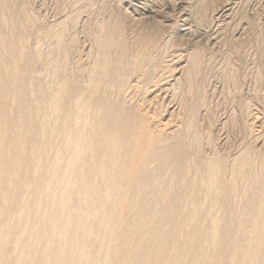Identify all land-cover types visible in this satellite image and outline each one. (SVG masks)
<instances>
[{
    "label": "rangeland",
    "instance_id": "obj_1",
    "mask_svg": "<svg viewBox=\"0 0 264 264\" xmlns=\"http://www.w3.org/2000/svg\"><path fill=\"white\" fill-rule=\"evenodd\" d=\"M192 53L200 62L183 71ZM96 64L101 82H86ZM188 74L190 88L172 87ZM60 87L59 112L43 117ZM0 90V147L14 145L4 166L22 162L1 186L37 187L0 215L14 226L1 237L12 264H264V0H0ZM87 110L107 114L89 118L82 142ZM101 121L118 127L96 137ZM53 127L101 151L54 172L56 152L71 149ZM19 135L34 144L15 146ZM113 147L117 165L103 154ZM93 161L112 177L105 204L85 201Z\"/></svg>",
    "mask_w": 264,
    "mask_h": 264
},
{
    "label": "bare ground",
    "instance_id": "obj_2",
    "mask_svg": "<svg viewBox=\"0 0 264 264\" xmlns=\"http://www.w3.org/2000/svg\"><path fill=\"white\" fill-rule=\"evenodd\" d=\"M228 9H226L224 12H227ZM140 19V18H139ZM140 22V21H139ZM192 57V61H191V64H190V60H188V63H187V66H185L183 68V71L186 69L187 67V70H189V67L190 66H194V65H197L198 62H200V56L197 54V53H192L191 56ZM53 68H56V64L54 63L52 65ZM97 67L100 68V66H98V64H96V66L91 69L89 72H87V76H90V79H87L86 82H96V83H99L101 82V74H98V72H96V69ZM105 67V66H104ZM189 78H184V77H177L175 79V81L172 83V87L175 88L176 90H180V89H188L190 88L191 86V74H188ZM151 78V77H150ZM149 83V82H148ZM32 84V80L30 81V85ZM187 86H186V85ZM11 85V86H10ZM9 91L10 90H13L14 89V84L11 82V84L9 83ZM95 87V90L97 89V86H94ZM116 88V86H115ZM60 89L61 87L59 88V90L57 91L56 94H54L53 96V104L50 105L51 108H49L47 115H43V117H46L48 115H53V114H56L59 112V108H58V105H59V96H60ZM190 90V89H189ZM1 91V90H0ZM62 100V99H61ZM101 113L98 111V110H95L94 112H92L91 110H87V112L85 114L82 115V142L85 138H90V136L92 135V127H93V120L89 121V118L91 119L92 117H95V116H98L100 115ZM107 114V113H103V115L101 114L100 116H102V118L104 117V115ZM3 115V114H2ZM141 118L143 119V116L140 115ZM5 117V115H4ZM3 117V118H4ZM106 119V118H105ZM4 120V119H3ZM2 120V121H3ZM22 120V119H21ZM20 120V121H21ZM85 120V122H84ZM24 121V120H23ZM105 121V120H104ZM102 122L101 121V126H102V129L100 130H96L95 131V135L94 136H98V133H101L103 134L106 133L108 134L115 126H117V124L114 122V124L111 125V128H110V125L107 124V122ZM18 122V121H17ZM22 122V121H21ZM109 122V121H108ZM24 123V122H23ZM111 123V122H110ZM2 124V123H1ZM5 124V123H4ZM3 124V126H4ZM26 124H30L31 123H26ZM25 124V125H26ZM20 125V123H19ZM118 127V126H117ZM21 128V127H20ZM22 128H23V124H22ZM54 128V127H53ZM148 128V127H147ZM56 128L53 129L54 131V134H61V133H64L65 134V138H66V142H65V146H70V149H71V152H70V156L69 155H65L61 150L57 151L55 156H54V172L59 168L60 164L62 162H64L65 158L66 159H74L77 157V154L80 153L82 151V154H86L87 157H89V159H93V154H98L100 151H101V148H98L97 146L94 147L93 149H88L85 147L84 144H82V149H80L79 147L77 146H72V143H71V140L73 139V134L71 133V131H55ZM47 130L43 129L42 132H41V137L42 138H45L46 137V132ZM100 131V132H99ZM23 132V131H22ZM175 132V131H174ZM173 132V133H174ZM20 133V132H19ZM25 134V133H24ZM99 134V135H101ZM21 135V134H20ZM17 136V140H16V144L15 146H19L21 148H25L27 145H33L34 143H28L27 141V138L24 136ZM114 140V139H113ZM13 143V142H12ZM15 143V142H14ZM13 143V144H14ZM163 144V143H162ZM5 146V145H4ZM8 146V145H7ZM6 146V147H7ZM153 146H154V143H153ZM3 147V146H2ZM14 147L13 146H10L7 147L6 149L4 148V150H2V148L0 147V215H2L3 212H7L8 209H9V205H11V203H13L12 199H14V196L16 195L17 192L21 193V196L22 198L21 199H18L19 201H17V205H20L21 204V201L24 200L25 201V204H28L29 203V200L25 199V196L28 195V196H31L33 190H35L37 187L36 185H33L31 184L29 181L25 180L22 182L21 186L18 187V186H13L12 183L14 182H9V186L8 188L7 187H2V183L4 181L5 183V180L4 179V175L1 174V171L4 170V168H6L5 170H8L9 172H11L12 174H16V170H18V166H20V164L22 163L20 161V158H11V160H9V164H10V167L8 166H4L5 162H6V159L5 157L7 156V152L8 153H11V148ZM134 148H137V146H135ZM3 153H6L5 155H3ZM103 154L104 156H107V158H109L111 160V163H113V165H117L118 164V161H117V151H115V147H113L111 150H105L103 151ZM160 154V153H159ZM43 155V154H42ZM40 156L39 158V162H41L42 164L45 162L44 160V155L43 156ZM163 155H167L168 157L170 156L167 152H165ZM66 156V157H65ZM9 157V156H8ZM11 157V156H10ZM143 159L141 160L140 163H137L138 167H137V170L134 171L136 172V174L138 173L139 170L142 169V167L144 166L145 162L147 161V157H142ZM146 158V159H145ZM145 159V160H144ZM8 160V159H7ZM89 160V161H90ZM144 160V161H143ZM180 160V159H179ZM179 160L177 161V163L179 162ZM88 161V162H89ZM208 165L207 166V170H209V174H210V178H208V182L205 184L207 186V192L205 193V197H208L209 196V193H210V187L212 186V184L217 181V178L215 177V173L214 171L216 170L217 166V162H216V158L213 156L211 158L208 159ZM8 162V161H7ZM136 165H134L135 167ZM40 169V168H39ZM38 169V166H37V170ZM68 169V168H67ZM72 170H75L72 169ZM68 171L66 170V173ZM167 173H168V170H167ZM35 175V174H33ZM82 175H83V180H85V185L86 188H85V194H90V198L88 199V196L85 197V201L86 202H90L92 205L94 201L96 200H101L103 204H105V200H108V198L110 197L111 193H112V189L113 187H111L110 185V182H109V178L112 179L111 177V174H110V171L107 169V166L105 164H96L92 163L91 166H87V169H85V166L84 164H82ZM195 176V175H194ZM90 177V178H89ZM97 179H99L101 182H98ZM20 180V179H19ZM19 180H18V183H19ZM194 180L196 181V178H194ZM83 182V181H82ZM149 181L148 180H140L139 181V184L140 186H144L145 184H147ZM3 183V185H4ZM6 185V184H5ZM17 185V184H16ZM19 185V184H18ZM50 185H51V182H47L45 183V189H49L50 188ZM67 185V184H66ZM27 188H24L26 187ZM68 186V185H67ZM69 187V186H68ZM87 189V190H86ZM31 190V191H30ZM69 192V189L68 188H63L60 190L59 193L61 194H66ZM86 194V195H87ZM19 194H17L18 196ZM83 195V193H82ZM84 196V195H83ZM16 198V196H15ZM15 200V199H14ZM81 200V198H80ZM82 203V202H81ZM84 203V202H83ZM85 204V203H84ZM13 205H15L14 203L12 204V207L13 208ZM24 206V205H22ZM35 209V208H34ZM40 209V205H38V209L36 211H33L32 214H38V211ZM80 209V208H79ZM78 209V210H79ZM75 211V210H74ZM82 211V210H81ZM76 212V211H75ZM72 213V212H71ZM74 213V212H73ZM104 213V216H107L109 213L107 212H103ZM77 214V212H76ZM83 214V213H82ZM23 215L24 213L22 211H20L18 214H13L12 215V218L13 220H21L23 218ZM30 214H28L27 216H29ZM103 215V214H102ZM4 216V215H3ZM59 216H65L67 220H74L75 218H71V216H73L72 214L70 213H67L66 211H64V209L62 210V212L60 213ZM79 216V215H78ZM75 217V216H73ZM1 218V217H0ZM30 218V217H29ZM85 218V217H84ZM3 219V218H1ZM77 219V218H76ZM81 219V218H80ZM12 220V221H13ZM67 222V225L65 226V230L68 231V229H71V222ZM4 222V220H3ZM13 225H10V223H1L0 221V264H12L11 263V260L9 258H6V254H4V252H2V249L4 246L7 245V242L5 239H1L2 237V234H8L12 229H13ZM55 227V226H54ZM214 233L216 234V230L218 229V227L215 225L214 227ZM105 229H107V227H105ZM213 243L216 242V237H213ZM82 243V242H81ZM23 243L20 242L19 240H17L15 243H14V248L15 249H18ZM66 244V243H65ZM142 245V244H141ZM214 245V244H212ZM86 247H87V244L86 242H83V244L80 245V248L82 249V254L84 255L86 252ZM104 256H103V261L106 263L107 260L110 259L111 257V253H110V250L109 248H106V250H104L103 252ZM18 264V262L16 263ZM46 264H49V261H47ZM159 264H162L161 261H159ZM176 264H180V262H177Z\"/></svg>",
    "mask_w": 264,
    "mask_h": 264
}]
</instances>
